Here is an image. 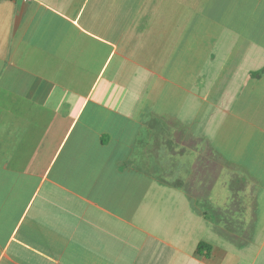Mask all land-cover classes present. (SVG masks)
<instances>
[{
    "label": "crops",
    "instance_id": "0c3cea01",
    "mask_svg": "<svg viewBox=\"0 0 264 264\" xmlns=\"http://www.w3.org/2000/svg\"><path fill=\"white\" fill-rule=\"evenodd\" d=\"M0 264H264V0H0Z\"/></svg>",
    "mask_w": 264,
    "mask_h": 264
},
{
    "label": "rangeland",
    "instance_id": "374dc122",
    "mask_svg": "<svg viewBox=\"0 0 264 264\" xmlns=\"http://www.w3.org/2000/svg\"><path fill=\"white\" fill-rule=\"evenodd\" d=\"M211 22V21H210ZM210 22H207V24L208 25H210ZM201 23V22H200ZM199 24V23H198ZM211 24H212V26H213V21L211 22ZM250 27H249V29L248 28H246L245 29V32H246V34L248 33V35H250L251 33H252V29H251V25H249ZM214 27H216L215 25L213 26V28ZM248 27V26H247ZM219 29V28H218ZM216 30V29H215ZM245 34V35H246ZM249 37V36H248ZM225 46L226 45H224L223 46V50H225ZM228 175H229V173H228ZM231 176V175H230ZM230 188H232V187H230ZM229 189V188H228ZM229 191L231 192V189H229ZM152 192H155L156 193V191L155 190H151L150 191V195H149V197H156V196H158L159 197V201L161 202V196L159 195V194H154V193H152ZM218 195H219V198L221 197V195H220V193H218ZM163 205H165V206H170V207H172L173 205H172V203H169V201H166L165 199L163 200V203H162ZM161 205V204H160ZM198 207H200V209H202V208H204V209H206V207H208V205L206 204L205 205V203H202V201H200L199 202V206ZM168 214V213H167Z\"/></svg>",
    "mask_w": 264,
    "mask_h": 264
},
{
    "label": "trees",
    "instance_id": "16d2710c",
    "mask_svg": "<svg viewBox=\"0 0 264 264\" xmlns=\"http://www.w3.org/2000/svg\"><path fill=\"white\" fill-rule=\"evenodd\" d=\"M207 251V254H209L210 250H211V245L205 242H200L198 244V252H203V251Z\"/></svg>",
    "mask_w": 264,
    "mask_h": 264
}]
</instances>
